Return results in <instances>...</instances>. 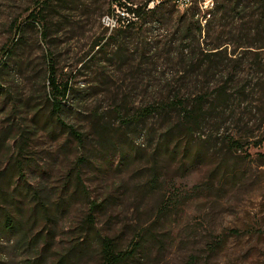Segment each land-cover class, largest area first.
I'll use <instances>...</instances> for the list:
<instances>
[{"label":"rangeland","instance_id":"374dc122","mask_svg":"<svg viewBox=\"0 0 264 264\" xmlns=\"http://www.w3.org/2000/svg\"><path fill=\"white\" fill-rule=\"evenodd\" d=\"M70 1L69 10L60 15L54 1L44 10L48 48L40 40L42 23L26 27L37 0H0V54L13 41L15 27L21 26L22 31L20 44L12 46L7 69L0 74V138L7 133L0 144V172L8 166V154L18 139L12 128H24L33 112L24 109V103L40 105L48 90L43 78L46 50L53 52L57 62V80H68L86 97L83 114L67 123L84 136L83 144L64 132L52 134L40 128L29 137L24 150V161L30 165L24 180L32 188L42 189L52 204L61 197L60 201L67 203L50 225L35 223L31 227V235L48 229L53 232L46 264L56 253L81 243L77 229L88 206L80 193L73 195L75 177L88 199L102 207L95 214L98 232L115 237L121 250H130L139 238L149 241L137 252L135 264H264L263 128L251 139H262L260 147L250 146L246 152L229 153L221 141L206 138L207 132L196 134L194 142L182 139V144L189 143L192 148L203 145V139L208 141L204 156L191 166H186L188 156L172 153L171 148L166 154L156 151L159 135L177 127L175 117L147 116L143 125H130L128 136L118 140L116 148L97 134L98 125H110L112 132L123 128L112 115L121 102L134 113L164 96L151 101V94H163V90L153 92L151 86L145 87L154 85L161 74L171 79L172 87L184 89L186 83L174 76L177 62L167 54L169 45L165 46L176 38L177 24L188 23L193 17L203 30L199 42L226 44L229 53L235 43L247 41L241 27L256 19L252 9L257 7L250 6L238 16L228 11L229 0H169L156 18L146 23L142 37L132 42L138 26L124 32L123 25L116 22L122 11L112 0ZM119 1L142 5L148 0ZM150 1L148 7L164 0ZM104 17L115 26L107 28ZM121 36H129L128 54H117L118 43L112 42L100 67L88 66L76 73L93 54L87 56L93 42L103 45L108 37L118 42ZM158 41L163 48L154 51ZM171 43L172 48L177 44ZM14 110V118L8 119ZM92 111L101 116H89ZM239 111H244L243 105ZM16 240V236L0 231V264H25L34 258V250H16ZM85 255L80 264H98L95 245Z\"/></svg>","mask_w":264,"mask_h":264},{"label":"trees","instance_id":"16d2710c","mask_svg":"<svg viewBox=\"0 0 264 264\" xmlns=\"http://www.w3.org/2000/svg\"><path fill=\"white\" fill-rule=\"evenodd\" d=\"M53 1L57 4L58 15L69 10L72 5L70 0H37L33 11L27 16L28 25H26L33 27L35 23H42L40 40L48 45V48L51 44L48 41L49 34L46 28L48 18L44 10ZM150 2L152 1L148 0L142 5H127L121 4L119 0H112V4L122 11V16H116V22L123 25L124 32L138 26L137 33L131 35L132 42H137L138 38L142 37L146 23L156 18L160 8L169 0L159 1L148 7ZM227 4L231 5L228 11L238 16L243 15L250 6L257 7L252 9V17L255 15L256 19L246 21L241 27L247 41L235 43L227 53V47H224L226 44H207L204 39L199 42L203 30L193 22V17L187 19L188 23L182 21L181 24H177L175 29L177 35L173 39L177 43L176 46L174 48L170 46L173 41L166 42L168 44L165 46L169 45L171 52L167 54L177 62L174 76L179 75L180 83H186L184 89L172 87L169 83L171 79L161 74V77L155 78L154 85L147 83L145 87L151 86L153 92L157 91V88L163 90V94H151V101L159 95L164 96L134 113L123 102L114 106L112 115L119 118L123 128L112 132L110 125H98L99 138L106 143L111 142L116 148L118 140L128 136L127 130L130 125H143L147 116L161 114L163 118L175 117L178 125L159 135L156 151L166 154L171 148L172 153H182L185 157L188 156L186 166L193 165L194 161L204 156L202 151L207 140L203 139L201 142L203 145H198L196 148L190 147L189 143L182 144V139L194 142L193 137L196 134L203 135L207 132L206 138L221 141L229 153L239 150L246 152L250 146L260 147L262 139L255 141L251 139L254 138L256 131L260 128L264 129V0H251V2L229 0ZM210 25L209 22L207 27ZM21 37V26H17L10 46L1 50L0 74L7 69L6 61L10 57L12 46L15 48L20 44ZM112 42L118 43L117 54H128V47L131 44L128 43L129 36H121L118 42L108 37L103 45L99 41L93 42L87 56L93 54L76 73L85 70L88 66L100 67L103 62L102 57L106 55L107 48ZM159 48L163 46L158 41L153 49L157 51ZM246 61L249 62L247 66ZM44 64L43 78L48 90L43 94L40 105L32 107L29 102L24 103V109H31L33 112L24 128H12L18 139L14 144V150L8 154V166L0 172V231L16 236V250H34L32 256L34 258L27 260L25 264H46L53 232L48 229L46 232L31 235V227L35 223L50 225L54 215L58 211H64L67 204L66 200L60 201L62 197L59 199L60 202L52 204L43 194L42 189L32 188L24 180L26 171L30 169V165L23 157L28 139L36 130L46 128L53 132L52 134H55L56 130L66 133L67 137L72 138L79 145L83 144L84 140V136L67 123L70 122V118L83 114L81 108L86 103L85 95L76 91L68 80L64 82L57 80V62L51 50H46ZM160 82H164L163 85ZM242 105L244 111L241 113L239 110ZM15 113L14 110L8 119L14 118ZM88 115L95 118L101 116L97 111H92ZM6 134L0 138V144ZM201 139L198 137V140ZM3 183L7 187L3 186ZM10 185L13 188H9ZM71 185L73 195L80 193L86 199L88 206L87 213L77 229L78 240L80 238L81 243L69 246L65 252L56 253L49 264H80L86 256L85 252L93 245L97 248L98 264L138 262L137 252L146 248L149 241L139 238L132 242L130 250H121L115 237L102 235L95 228V214L102 207L96 201L88 199L78 177L72 180ZM24 200L27 201L26 207ZM39 247L40 250L37 251Z\"/></svg>","mask_w":264,"mask_h":264},{"label":"built area","instance_id":"2783aa9c","mask_svg":"<svg viewBox=\"0 0 264 264\" xmlns=\"http://www.w3.org/2000/svg\"><path fill=\"white\" fill-rule=\"evenodd\" d=\"M102 22L104 23V25L107 27V28H113L114 26H115V23L112 21V20H110L108 17H104L103 19H102Z\"/></svg>","mask_w":264,"mask_h":264}]
</instances>
